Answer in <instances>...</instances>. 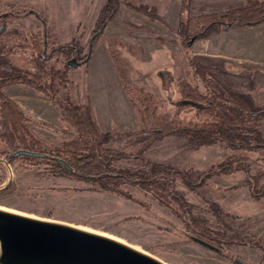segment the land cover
Returning <instances> with one entry per match:
<instances>
[{"label": "rangeland", "instance_id": "1", "mask_svg": "<svg viewBox=\"0 0 264 264\" xmlns=\"http://www.w3.org/2000/svg\"><path fill=\"white\" fill-rule=\"evenodd\" d=\"M107 2L0 0V13L12 14L0 45L13 47V64L20 69L30 72L34 63L29 61L41 57L49 67L66 70L72 101L90 108L110 141L123 135L106 145L129 153L114 161V168L144 173L159 163L178 171L176 190L185 215L139 187L125 186V196L52 172L44 163L9 162L2 147L0 209L101 234L166 264H264V147L248 151L216 143L194 149L188 148L187 138L170 136L142 152L135 150L138 133L150 127L138 111L155 106L143 95L157 105L148 116L163 122L174 116L183 123L194 120L205 107L186 97L194 92L209 96L228 90L264 107V25L214 29L188 46L191 39L183 41L179 34L182 20L244 3L192 0L189 12L182 13L180 0H119L113 19L96 36ZM34 12L46 21L45 27ZM31 34L47 38L35 53L30 42L28 48L24 43ZM72 59L79 65L68 68ZM196 65L204 67V76L196 73ZM4 91L32 120L26 125L43 146L56 148L77 138L61 122L58 107L36 89L12 84ZM257 126L264 133V120ZM239 158H244V169H237ZM259 173L263 175L256 178ZM188 212L216 232L244 235L258 245L205 247L187 231Z\"/></svg>", "mask_w": 264, "mask_h": 264}, {"label": "trees", "instance_id": "2", "mask_svg": "<svg viewBox=\"0 0 264 264\" xmlns=\"http://www.w3.org/2000/svg\"><path fill=\"white\" fill-rule=\"evenodd\" d=\"M180 1L182 13L189 12V5L192 0ZM241 1L244 3L243 5L225 12L191 17L187 21L182 20L179 31L181 38L183 41H189L198 35L200 38L214 29H243L264 25V0ZM119 3V0H110L106 3L99 17L101 29L96 36L101 34L108 22L113 19ZM34 14L36 13L34 12ZM36 16L43 24L46 23L40 15L36 14ZM11 18L12 14H9L6 21ZM29 42L30 48L36 52L42 46H46L47 38L46 36L40 37L38 34H31L28 40H24L25 47ZM65 47L62 46L60 49ZM70 47L72 46L69 45L68 48ZM12 48L0 45V147H2V156H6L8 161L12 163L19 160L28 164L44 163L52 172L64 173L81 181L92 182L102 191L127 196L123 190L125 186L139 187L153 192L156 199L164 206L174 209L177 207L175 211L180 213L179 216L185 215L181 212L183 207H181L176 190L178 171L159 163L152 164L149 171L144 173L114 168L112 163L127 158L129 153L122 149L106 147V145L112 141L119 142L123 135H120L119 139L111 137L112 140L110 141L102 132L90 108L72 101L69 93L70 83L65 69L56 70L54 67H49L48 63L41 57H33L29 61L34 63L30 72L20 69L13 64L14 53ZM194 68L198 75H205L204 67L196 65ZM12 84L28 85L45 95L58 107L61 122L75 131L77 138L56 148L43 146L31 134L26 125L32 120L16 102L5 94L4 88ZM225 91L226 94L218 91L209 96L195 94V92L187 94L186 97L189 100L193 99L205 105L198 110L195 119L189 120L187 123H183L181 119H177L175 116L169 122H163L160 117L155 119L153 115L148 116L149 113H155L157 105L151 96L143 95L148 105L153 104L155 106L153 111L147 107L143 111H138L144 114L142 116L143 123L150 125V127H142L141 132L138 133L135 140L140 146L135 150L138 153L142 152L155 141L170 136L187 138L188 148L194 149L216 143L248 151H252L255 147H264V133L257 126V121L264 120V107H256L252 100L246 96ZM151 120L163 123L156 125ZM125 134L128 135V133ZM22 150L41 156H13ZM60 160L64 161L69 168ZM243 160L244 158H239L235 162L238 163L237 169H244L241 165ZM224 164L221 166H225ZM262 175L259 173L255 177L259 178ZM186 217L185 225L188 233L193 238L200 239L213 247L231 243L258 245L253 242L252 238L244 235L228 236L225 233L216 232L194 218L190 212L186 214Z\"/></svg>", "mask_w": 264, "mask_h": 264}, {"label": "water", "instance_id": "3", "mask_svg": "<svg viewBox=\"0 0 264 264\" xmlns=\"http://www.w3.org/2000/svg\"><path fill=\"white\" fill-rule=\"evenodd\" d=\"M4 29L5 26L0 33ZM198 38L199 35L191 38L188 46ZM78 65L76 59L67 64L68 68ZM19 155L41 156L23 150L13 154ZM192 240L216 250L200 239ZM0 243V264H166L107 236L3 209H0Z\"/></svg>", "mask_w": 264, "mask_h": 264}, {"label": "flooded vegetation", "instance_id": "4", "mask_svg": "<svg viewBox=\"0 0 264 264\" xmlns=\"http://www.w3.org/2000/svg\"><path fill=\"white\" fill-rule=\"evenodd\" d=\"M10 14V12H3V13H0V29L5 26V29H6V23H7V19H8V15ZM44 25V24H43ZM4 29V31H5ZM3 31V32H4ZM2 32V33H3ZM0 33V34H2ZM46 36V35H45Z\"/></svg>", "mask_w": 264, "mask_h": 264}, {"label": "bare ground", "instance_id": "5", "mask_svg": "<svg viewBox=\"0 0 264 264\" xmlns=\"http://www.w3.org/2000/svg\"><path fill=\"white\" fill-rule=\"evenodd\" d=\"M2 255V247H1V243H0V257Z\"/></svg>", "mask_w": 264, "mask_h": 264}, {"label": "crops", "instance_id": "6", "mask_svg": "<svg viewBox=\"0 0 264 264\" xmlns=\"http://www.w3.org/2000/svg\"><path fill=\"white\" fill-rule=\"evenodd\" d=\"M37 19L40 20L38 17H37ZM42 24H43V23H42ZM46 25H47V24L45 23V24H44V27H45Z\"/></svg>", "mask_w": 264, "mask_h": 264}]
</instances>
